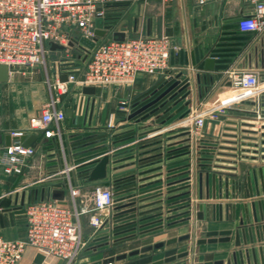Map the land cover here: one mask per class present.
Listing matches in <instances>:
<instances>
[{"label":"crops","instance_id":"1","mask_svg":"<svg viewBox=\"0 0 264 264\" xmlns=\"http://www.w3.org/2000/svg\"><path fill=\"white\" fill-rule=\"evenodd\" d=\"M250 11L252 5L247 0H212L204 5L196 0H134L118 5L113 11V29L124 27L126 39L168 36L174 47L170 68L165 73L139 74L131 84L94 86V93H84L83 86L72 85L59 105L66 113L61 124L62 143L57 138H46L42 130H34L30 125L31 118L40 113L50 96L41 66L16 71L8 81L0 82V147L13 142L12 131L27 137L36 134L30 144L35 153L25 160L20 172L6 173L0 163V236L8 240L26 237L25 204L28 202L54 199L55 190H63V199H69L60 173L66 162L75 165L71 171L73 183L82 193H91L99 182L87 179L88 169L94 166L88 158L108 151L110 160L103 183L111 186L116 195L114 205L106 211L111 234L113 239L136 234L140 238L136 240L134 236L117 242L123 249L115 255L171 237L192 236L196 202L197 211L204 214L196 222L198 237H206L210 230L232 231L229 241L197 245L196 261L222 260V264H235V249L238 264H254V247L258 264H264V144L260 143L264 140L261 136L264 93L236 105H222L230 92L228 70L254 67L264 71V30L242 32L237 25L238 19ZM106 24L103 18L95 19V30L105 29ZM68 32L72 38L81 37L77 27H71ZM97 36L99 42L113 40L112 30ZM47 47L51 77L63 61L73 60L81 70L85 68L77 47L52 49L50 43ZM209 59H213L212 65L207 64ZM176 83V90L189 84L172 100H180L172 111L185 105L183 110L171 118V112L160 114L159 111L143 119L147 110ZM145 97L150 100L135 103ZM128 101L135 104L128 108ZM149 103L154 104L147 107ZM193 107L209 113L197 138L196 163L194 138L188 133L185 118L179 119ZM243 129L258 131V134ZM245 135L257 137L259 141L242 139ZM53 175L56 176L50 177ZM133 202H137V218L120 224L136 220L137 223L116 228L120 225L116 221L121 211L118 207ZM146 217L150 218L140 221ZM166 228L170 230L166 232ZM82 229L87 241L89 232L95 231L90 214L83 215ZM145 230L153 231L141 235ZM122 231L125 232L116 235ZM236 232L243 258L235 245ZM95 233V242H102L97 240L101 236L99 231ZM144 236L147 238L141 239ZM191 242L192 238L178 241L126 259L133 262L157 254L152 260L141 261L147 264L169 255L191 252ZM33 252L28 249L24 264H60L43 257L37 262ZM190 263L188 257L173 264Z\"/></svg>","mask_w":264,"mask_h":264},{"label":"built area","instance_id":"2","mask_svg":"<svg viewBox=\"0 0 264 264\" xmlns=\"http://www.w3.org/2000/svg\"><path fill=\"white\" fill-rule=\"evenodd\" d=\"M134 0H0V64L9 67L10 76L16 71L41 66L46 75L49 99L40 113L31 118V128L42 130L48 139L57 138L62 143L61 124L66 118L59 105L72 85L108 86L126 85L135 81L139 74L165 73L170 68L173 45L166 35L138 36L122 41L99 42L95 19L106 22L114 17L118 5ZM204 5L212 0H196ZM252 11L242 15L237 25L242 32L264 30V0H247ZM77 27L81 36L95 40L89 51L79 49L86 66L81 70L73 60L63 61L54 77L47 64L48 43L68 45L71 39L68 29ZM87 57V58H86ZM264 71L254 67L232 68L227 71L229 94L224 106L246 101L264 93ZM62 74L67 75L61 80ZM209 113L193 107L184 117L189 133L194 138L195 163L197 138ZM12 131L13 142L0 147V163L6 173L20 172L25 160L35 153L32 146H24L20 136ZM75 165L65 163L61 174L69 192V199L43 198L25 204L26 237L8 240L0 236V264H21L28 249H39L60 264H76L86 241L83 237L82 217L90 214L95 231L108 225L106 211L115 202L111 186L100 181L94 190L84 194L73 183L71 171ZM56 175L50 176L55 177ZM191 264V263H190Z\"/></svg>","mask_w":264,"mask_h":264},{"label":"water","instance_id":"3","mask_svg":"<svg viewBox=\"0 0 264 264\" xmlns=\"http://www.w3.org/2000/svg\"><path fill=\"white\" fill-rule=\"evenodd\" d=\"M106 27L103 30L97 29L96 30V34L99 36H103L105 35L106 31H110L112 30V38L113 40H117V41H122L126 39V34H125V28H121L120 30H115L114 28V21L113 20H109L106 22ZM96 40V39H95ZM95 40L89 39L85 36H81L79 38H73L70 40V42L68 43V45H62V44H58L56 42H50L51 48L52 49H59V50H67V49H71L74 47H78L80 49L89 51L90 49H93L95 46ZM213 63V59H209L207 61V64L212 65ZM10 78V71H9V67L5 64H0V82H5L8 81ZM61 80H66L67 79V75L66 74H62L60 76ZM230 84V82H229ZM177 85L174 84L172 85V87H170L168 89V91H170L171 89H173L175 86ZM189 84H186L185 86H183L182 89H185L188 87ZM84 93H94L95 92V87L94 86H84L83 88ZM151 105H147V107H149ZM147 107H144L143 109H146ZM185 107V105L179 107L174 113H172L170 115L169 118L173 117L175 114L179 113L181 110H183V108ZM142 109V110H143ZM170 110L168 109L166 112H169ZM156 112V110H153L151 113L146 114L144 118H146L147 116H149L150 114ZM188 110L185 111L184 113H182L179 117V119H182L183 117H185L188 114ZM262 121H264V119H262ZM245 125L248 126H254L253 123H245ZM261 129H264V125L261 126ZM244 132H249L252 134H258V131H254V130H248V129H243ZM189 133V132H188ZM261 136L264 137V132L261 133ZM245 138L248 139H258L257 137L251 136V135H245L243 136ZM20 139L24 142V146H30V144L34 141V139H36V134H32L29 137H27L26 134H23L20 136ZM262 144H264V140H262ZM89 160L91 159L92 161L90 162V164H94V166L90 169H88V176L87 179L91 182H100V181H104L107 177V167H108V163L110 160V157L108 155V151H103V152H99L96 153L94 155H92L91 157L88 158ZM52 197L54 199H60L62 200L64 197V191L63 190H55L52 194ZM123 200V199H120ZM161 202V201H159ZM136 203L137 202H133V203H124L123 205H120L118 208L121 209V211L117 214L119 217L116 220L117 222H122L124 220H128V219H132L135 218L136 216H138L137 210L138 207H136ZM172 204V203H171ZM196 202L193 204L194 205V211H193V235L191 236V234H185V235H181L178 237H171L169 239H167L166 241H161L158 243H155L153 245H147L145 247H142L140 249H134L132 251L124 252L118 255H112V256H107L101 260H97L91 264H113L115 261H120L123 259H126L128 257H133L136 255H139L140 253H146L149 251H152L154 249H158V248H163L165 245H170V244H174L177 243L178 241H183V240H187L192 238V251H184V252H180L177 254H173V255H169L167 257H165L164 259H159L156 261H153L151 263H147V264H173L181 259L184 258H190L191 259V264H222L223 261L222 260H216V261H206V262H202V261H196V255H198V253H196L195 248L197 245H201V244H206V243H217V242H224V241H229L230 240V236L232 234L231 230H220V231H216V230H210L207 231L206 233V237H198L197 236V220L198 219H202L204 217V214L201 210L197 211L196 209ZM169 205V204H168ZM126 208V209H124ZM171 211V210H170ZM215 211V210H214ZM169 212V211H168ZM209 214V213H208ZM155 216V215H154ZM137 218V217H136ZM150 217H146L143 219H140V221L146 220ZM168 219L171 217H167ZM256 218V217H255ZM214 219H216V217H214ZM247 221L250 222L249 217L247 216ZM132 222V223H131ZM130 223H121L120 225H118L116 228H121L123 226H127L129 224H133V223H137L136 221H131ZM139 222V221H138ZM149 224V223H148ZM240 224H244V221L241 220ZM141 227H144V225H141ZM259 227V226H257ZM170 229L166 228V232H168ZM264 230V228H263ZM153 230H145L142 231V233H140L141 235H145L148 234L150 232H152ZM125 231L116 233V235L121 234ZM112 233V229L110 227H106L104 229H101L99 231V234L101 235L100 237L97 238V240H108L111 236ZM113 234V233H112ZM249 234H250V241H253V237H252V230L249 227ZM115 235V234H114ZM218 235H220V237H218ZM136 235H130L128 237H121L118 239H113L112 240L114 242H119L121 240L130 238V237H134ZM142 239H146L147 237H141ZM140 239V238H139ZM244 241H246V237L244 235ZM103 244H108L107 241H104ZM235 245L236 247L239 248V255L240 258H243V253H242V248L240 245V237H239V233L236 232V239H235ZM260 251L263 252V248H260ZM252 254L254 256V264H258L257 259H256V251L255 248L252 247ZM246 255L247 257H249V249L248 247L246 248ZM42 259L41 256H38L37 258V262H39ZM233 259H234V263H237V253L234 249L233 251ZM243 264V263H242ZM248 264H250V262H248Z\"/></svg>","mask_w":264,"mask_h":264},{"label":"rangeland","instance_id":"4","mask_svg":"<svg viewBox=\"0 0 264 264\" xmlns=\"http://www.w3.org/2000/svg\"><path fill=\"white\" fill-rule=\"evenodd\" d=\"M83 57V61H82V64L85 65L86 64V59L84 58V55L82 56ZM57 57H55L54 59H56ZM87 58V57H86ZM183 88V87H182ZM178 89L176 90V88H173L172 90L168 91L167 93H165L162 98H160L157 102H155L154 106H152L150 109L147 110V114L148 113H151L153 110H156V113L160 111V114H164V113H173L175 112L176 110L172 111V109L179 103L180 100L178 101H172L174 97L178 96L179 94H181V92H184V89ZM165 91V89L163 90ZM154 93L151 92L148 94V96H152ZM184 94V93H183ZM185 96V95H184ZM183 96V97H184ZM158 97V96H157ZM150 100L148 97H145V98H142L138 101H136L135 103L138 104L140 102H143V101H148ZM153 101V100H152ZM135 103H132V101H128V105L127 107L130 108V106H132V104H135ZM152 103H149L148 105H150ZM152 104V105H153ZM236 105V104H235ZM179 108V107H178ZM170 110L169 112H166L167 110ZM170 114V113H169ZM263 137V136H262ZM238 138V137H237ZM242 139H248V138H245L243 137ZM249 140H254V139H249ZM258 140V139H257ZM243 141V140H242ZM259 141V140H258ZM260 143L262 144V140H260ZM242 144H248V145H255L253 143H248V142H242ZM259 145V144H258ZM259 147V146H258ZM203 234V233H202ZM96 235L95 231H90L89 232V236L86 237V246L80 256V258L77 260L76 264H91L97 260H100L102 258H105L107 256H112V255H115V252L118 251V250H121L123 249L121 245L117 246L118 244H116V242H114L112 240V234L108 240H102V242H95L96 240L94 239V236ZM141 236V235H140ZM136 240L139 239V234H136ZM142 239V238H141ZM104 241H107L108 244H103ZM31 251H34L33 252V256L34 257H38V256H41L43 257L44 259L47 258V259H52L51 257L48 258V256L46 255V253L44 251H41L39 249H30ZM27 254V253H26ZM155 255L157 254H154L152 253L151 255L149 256H146L144 259L142 260H136V261H133V262H128V260H123V261H116L114 262L113 264H141V261H146V260H152V257H154ZM164 259V258H163ZM24 260V259H23ZM23 260L21 262V264H24L23 263ZM54 260V259H53ZM151 263V262H150Z\"/></svg>","mask_w":264,"mask_h":264}]
</instances>
